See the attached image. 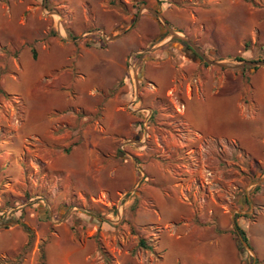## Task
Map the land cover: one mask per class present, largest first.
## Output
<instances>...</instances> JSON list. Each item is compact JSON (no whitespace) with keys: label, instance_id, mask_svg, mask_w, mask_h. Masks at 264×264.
<instances>
[{"label":"rangeland","instance_id":"rangeland-1","mask_svg":"<svg viewBox=\"0 0 264 264\" xmlns=\"http://www.w3.org/2000/svg\"><path fill=\"white\" fill-rule=\"evenodd\" d=\"M36 1L39 9L35 11L47 29L54 19L62 21L60 12L70 14V26L77 30L111 21L101 11L88 13V2L98 0ZM113 1L108 7H122L130 17L127 21L141 31L139 48L126 43L129 37L125 36L106 51L99 48L97 56L121 61L131 51L126 67L113 64L100 77L95 73L88 77L76 55L68 57L56 48L58 58L50 60L43 51L38 73L44 77L36 88L28 86L33 70L31 48L17 46V55L8 54L4 68L0 67V264H176L179 261L166 259L165 252L174 233L182 229L238 235L251 249L250 255L239 250L243 264H264L262 199L254 189L251 210V205L247 208L242 202L245 186L233 187L242 174L248 182L264 180V164L242 157L240 148L235 157L230 140L200 138L182 114L192 97L193 126L208 135L212 130L216 135L227 132L230 138L223 126L226 113L220 116L218 104L228 92L224 74L248 71L251 66L235 69L207 63L165 24L211 60L234 64L240 62L236 57L245 47L253 48L254 55L263 51L264 0ZM20 18L14 15L16 23ZM37 44L42 52V43ZM162 48L166 50L159 53ZM15 49L11 46L9 52ZM131 58L142 78L131 79L130 84L125 72ZM22 65L27 72L21 71ZM159 65L167 76L151 81V76L162 74ZM62 71L67 74L59 80ZM102 83L111 85L110 89L101 88L96 95L87 90ZM200 83L202 94L197 89ZM135 91L142 111L129 104ZM235 100L232 97L233 106ZM41 109L45 117L35 114L28 119L27 112ZM257 130L255 136L261 137ZM149 169L158 171L157 180ZM167 177L193 185L191 192L198 200L193 199L192 211L170 196L189 191L171 190ZM206 241L210 237H204L202 242Z\"/></svg>","mask_w":264,"mask_h":264},{"label":"crops","instance_id":"crops-1","mask_svg":"<svg viewBox=\"0 0 264 264\" xmlns=\"http://www.w3.org/2000/svg\"><path fill=\"white\" fill-rule=\"evenodd\" d=\"M111 1L113 0H98L96 3L88 2V7H89L88 13L89 14L93 13L94 15L97 14L98 11H101L102 14L108 15V18L111 19L108 25L102 23V25L99 26L98 24L92 23L82 29L77 30L76 28L70 26V20H69L70 14L65 15V13L63 12H60L62 21L60 23H57L56 20L54 19L52 25H49L47 29L44 19H42V17H39L38 12L35 11L39 9L38 6L39 2L36 0H2V3L0 4V67L4 68L3 61H5L9 57L8 54L17 53L16 52L18 51L17 46L28 47L27 50H30L29 48H31L30 51L32 52V56H33V49H35L37 52V56L36 57L33 56V59L31 61L33 70L29 74L31 76V79L29 78L30 80L28 82V86L32 88L34 87L36 88L37 83H40L44 77L38 73L43 63V61L41 60L43 51L46 52V55L50 60H55L58 58V53L56 52V48L58 50L63 51L68 57L72 55H76V58L78 59L79 68L85 71L87 73L85 76L88 77L89 74L93 76V73H95L100 77L105 73V71H107V68L110 70V67L113 64L119 66V68L126 67L128 62L127 54L130 53L131 51L130 52L127 51L124 54L121 61H116V60L113 61V59H110L109 61H105L97 56V54L100 52L97 51L99 48L106 51L108 47L109 48L112 47V44H114L115 41L125 36L129 37L126 43L130 45L134 44L139 48L140 43H138V41L140 40L139 38L142 37L141 31L137 32L135 28L132 27L133 22L127 21L129 20L130 17L126 16V14L122 11V7L119 8V6L116 5L115 7L117 8L115 9L108 7V4L111 3ZM119 1L120 0H116L115 2L118 3ZM121 2L122 4L123 3L131 4L133 0L131 1L122 0ZM45 8H44L45 12L49 10L48 8L47 9ZM141 10L142 9H140V11ZM53 11L54 12L57 11L59 13V10H53ZM16 13L20 14L21 16L20 18L21 22L19 23H16L14 21V15ZM54 16L56 15L54 14ZM65 17L68 19H66ZM30 18H32L31 22H29ZM93 20L96 22L98 21L95 18H93ZM35 23H37V25H35ZM124 26L127 28H123ZM124 29L129 30V32L125 33ZM107 33L110 34L107 36ZM38 42L42 43V52L40 50H37ZM253 44L256 45L255 43ZM260 44L262 47H264V40ZM11 46H16L15 52H13V50L9 52V48ZM248 49L249 48L245 47L244 49L240 50L241 51L240 56L243 57L244 60L259 61L264 59V48L261 53L258 52L256 53V55H254L251 51V49L253 48L249 49L251 53L248 54L249 53ZM165 50L162 48L161 50H159V53H162ZM137 53L141 54V52H137ZM86 55H89L91 59H88ZM188 55L190 56V54ZM84 58H87L86 61ZM12 59L14 60V58ZM218 59L226 61L228 58L221 57ZM96 61L99 62V65L98 63L97 65L94 64ZM104 61L106 63H104ZM132 61L133 59L131 58L129 60L130 69L127 72H125V81L129 83L131 79L137 78L138 81L140 80V78H142V73L139 74L138 66H136L135 63L132 64ZM246 66H251V65H246ZM86 67L88 69H86ZM19 68L21 69V71L27 72L26 67H24L23 65L20 66ZM159 68L162 69L161 70L162 74H160L158 78L154 77V79L151 76L150 78L151 81L156 79L162 80L164 75L167 76L166 72L164 73L165 70H163L164 69L163 65H159ZM237 70H241V69H237ZM66 74L67 73L62 71L60 74L57 75V78L59 80H63L65 79ZM79 74L85 77L83 72H79ZM218 74H220V72H217V75ZM224 76L228 77V78L224 77L225 80H223V83L228 85L227 88L228 92L225 91L223 100L220 101L218 104L220 108L219 109L220 116H222V113H226V116L222 117L224 119L223 126L230 131V138L227 136V132L226 133L217 132L219 135H216L215 134L216 130H212L213 134L211 133V135H208L201 129L195 128L193 126L194 125L193 122L195 119L194 115L196 113V110L193 108V105L190 104V102L194 99L192 97L187 101V104L182 109V114L184 116L185 123L189 126V128L195 130L198 136H200V138H204L206 136H212V137H220V139L223 138L225 140H230L235 150V152L232 151V154H235V157L239 152V148H240L241 153L239 152V155H241L242 157L255 159L256 163L258 162L264 164V111H263L264 110V66H251L250 70L248 71H245L243 69V71L225 73ZM247 77L249 78L248 81H246L245 79ZM112 81L113 83H115L117 81V77H115ZM110 86H106V84L102 83L99 87H97V89L91 87L90 89L87 90H90L91 92H93L94 95H96L97 94L96 91H99L101 88H107V90H109ZM135 87H136V82H135ZM32 88H30V90L33 93V91L36 90ZM202 88L204 87L201 83L200 85L199 84L197 85V89H199L198 91L199 94H202V91L204 90ZM134 93H135L134 98L129 99L130 95H128L127 97L129 99V104L138 105V111L140 110L142 111V109L144 108L139 106L140 104L137 100L138 96L136 95V91ZM234 96L236 97L235 100L236 105L233 106L231 99ZM244 99H246V101H243ZM211 110L214 112L215 110L214 106L211 107ZM206 111L208 112V109ZM237 112L238 115L240 114L239 116L237 115ZM35 114H37L39 118H43L45 117V109L43 110L41 109L38 113L27 112L26 115L29 119L30 117H33V115ZM143 124L146 125V123L144 122ZM260 125H261V130H257ZM256 130L258 133H261L262 135L261 137L255 136L254 131ZM247 168L248 167H245V170H248ZM204 171H201V175L203 176H205ZM149 172L153 179L156 180L158 179V171L154 169H149ZM240 176L241 177H239L238 175V177L236 178L238 182L233 184V187L234 190H238L240 188V184L245 186L246 194L243 195L242 202L245 205H247V208L251 205V210H252V208L254 207L252 200L256 199L255 197L256 195L252 196L253 190L255 189L258 190L259 195L257 196H259L262 199L261 201L263 203L262 202L261 203L264 205V180H261V182L253 183V182H248V180L247 181L245 180L247 176L243 174ZM205 178L207 179V177ZM261 178L264 179V173L262 174ZM208 182L211 181L209 180ZM167 183H170L171 190L179 189L180 187H182L184 189H187V191H189L186 192L185 190L184 191L182 190L183 192L181 195L179 194L176 195V193L174 194L170 193V196L172 198H175V200L182 207L184 204L185 206L188 205V207L186 208L190 209V206L195 202L193 199L198 200V196L193 195L194 193L191 192V190L193 189V185H189L186 184L185 182H180L176 180L173 181V179L172 178L169 179V177H167ZM212 183L216 184L215 182ZM198 187L200 188V186ZM247 208L245 209L247 210ZM190 210L192 211V209ZM245 212L246 211H243V213ZM211 214L212 216H214L213 212H211ZM191 215H194V211ZM221 215H222V211L219 214L217 213L216 217H219ZM203 216L206 218L207 217L206 213H204ZM262 217H264V212L261 213L260 218ZM247 225L251 226V223H247ZM207 229L208 228H206V230ZM216 235L217 236L220 235V237L216 238ZM204 237L205 238L210 237V241L202 242ZM238 237H239L238 235H234V237L232 235L231 237L230 235H226V234L221 235V233L215 234V232L213 231L210 234L209 233L205 234L203 232L195 233L194 231H186L182 229L181 231L175 232L174 235L172 236L173 243L170 248L166 249L167 251L165 252V258L173 261L174 259H176V261H179L176 262V264L177 263L243 264V262L239 257V250L242 251L243 254L245 255H250L251 249H249V247L246 246V244L242 243V239H239L241 237L239 238Z\"/></svg>","mask_w":264,"mask_h":264},{"label":"water","instance_id":"water-1","mask_svg":"<svg viewBox=\"0 0 264 264\" xmlns=\"http://www.w3.org/2000/svg\"><path fill=\"white\" fill-rule=\"evenodd\" d=\"M165 24L167 25L168 29L170 30V32L172 33V35L180 40H183L185 42H187L191 48L200 56L202 57L207 63L210 64H214V65H218L220 67H228V68H240V67H244L246 65H251V66H264V60H259V61H250V60H243L240 61L238 63H234V64H227L224 62H219V61H215V60H211L210 58H208L201 50L200 48L194 44L191 40L183 38L182 36H180L179 34H177L176 32H174L172 29L169 28V24L167 22H165Z\"/></svg>","mask_w":264,"mask_h":264},{"label":"trees","instance_id":"trees-1","mask_svg":"<svg viewBox=\"0 0 264 264\" xmlns=\"http://www.w3.org/2000/svg\"><path fill=\"white\" fill-rule=\"evenodd\" d=\"M185 44H186V46H188V44H187L186 42H185ZM33 56H34V57L37 56V52H36L35 49H33ZM236 59H237L238 61L244 60V58L241 57V56L236 57ZM202 60H203V59H202ZM263 60H264V59H263ZM253 61H256V60H253ZM235 226H236V228H237L239 234H240V235L242 236V238L246 241V238H245V236H244V233H243L241 227H240V226L238 225V223H236V222H235ZM30 236H31V237L33 236V233H32L31 231H30ZM140 243H142V241H141ZM142 244H144V243H142Z\"/></svg>","mask_w":264,"mask_h":264},{"label":"flooded vegetation","instance_id":"flooded-vegetation-1","mask_svg":"<svg viewBox=\"0 0 264 264\" xmlns=\"http://www.w3.org/2000/svg\"><path fill=\"white\" fill-rule=\"evenodd\" d=\"M156 15H158V13L156 14ZM187 43V42H186ZM188 44V43H187ZM187 49H189V50H192V51H194L192 48H191V46L188 44V46H187ZM195 52V51H194Z\"/></svg>","mask_w":264,"mask_h":264}]
</instances>
